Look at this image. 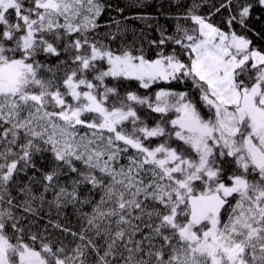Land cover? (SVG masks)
<instances>
[{
    "label": "snow or ice",
    "instance_id": "obj_1",
    "mask_svg": "<svg viewBox=\"0 0 264 264\" xmlns=\"http://www.w3.org/2000/svg\"><path fill=\"white\" fill-rule=\"evenodd\" d=\"M254 6L192 0L172 33L160 26L149 41V59L90 35L111 8L100 0H0V264H264V45L247 35L264 41V28L249 26ZM222 10L224 28L212 22ZM115 23L111 40L127 30ZM122 81L146 94L121 92ZM45 152L47 171L36 160ZM30 169L40 178L22 182ZM70 174L71 191L61 183ZM85 184L103 194L73 231L59 217L91 203L79 197Z\"/></svg>",
    "mask_w": 264,
    "mask_h": 264
},
{
    "label": "trees",
    "instance_id": "obj_2",
    "mask_svg": "<svg viewBox=\"0 0 264 264\" xmlns=\"http://www.w3.org/2000/svg\"><path fill=\"white\" fill-rule=\"evenodd\" d=\"M101 3L105 5H111V8L105 9V11L102 13V15L99 17L97 23L101 25L98 29H96L94 35L95 39L103 40L105 43L109 44L113 49L118 50L123 45H130L134 49H139L141 47L144 48V51L147 55V58L151 59L155 57L157 49L149 45V41L155 40L159 38V32L158 29L160 26H163L168 33H172L175 28V24L177 23L175 17L181 16L186 11L187 7L192 3V0H179V3L176 2V0H143V4L138 7L130 6L132 3V0H100ZM222 2V0H208L209 4H215L219 6V3ZM254 3V8L252 10V15L248 21L249 26L254 29L255 31H261L262 28H264V7L259 6L256 3V0H252ZM124 8L123 14L118 13L116 11V8ZM212 9L209 7H204L201 9L200 14L206 15L208 14ZM137 14L147 15L156 17V19H148V20H138V19H127L125 20L124 17H134ZM228 15L227 10H222L220 13H217L212 17V22L219 24L222 28H224V25L222 23V17H226ZM260 17L259 20L256 19V17ZM115 21H120V27L121 29H127L126 31H123L122 34L117 35L116 40H111L108 36L105 34H111L117 32V25ZM180 23L186 24L190 26V23L184 20H181ZM237 28V31H239L238 26H234ZM225 30H227L225 28ZM248 37L253 40V43L256 46L264 45V41H261L257 39L252 32L247 33ZM171 50V46L167 49V51ZM38 59L42 62H47L50 64H54L55 58H52L48 61H45V57L43 54L38 56ZM109 84H112L113 82L111 80L107 81ZM165 84L156 85L153 87V89L149 91H155L158 87H166ZM172 87L176 88L177 90H184L183 84H176L175 82L171 85ZM125 89L129 90H136L140 94H146L145 90L140 89L138 86V82L136 81H122L120 82V90L123 92ZM203 111V110H202ZM141 116H144V112H140ZM206 114V113H205ZM158 119V117H156ZM154 122V120L150 119L148 123L151 125ZM2 131V129H0ZM77 131L80 135H84L85 132L88 130L85 128H78ZM156 141H153V144H155ZM43 159H41L40 156L36 157L37 160V168H42L44 171L48 170V167L51 163L52 157L50 152H45L42 154ZM128 163L126 156L122 155L121 158L115 163V167H119L120 165H126ZM81 171L85 170L83 166L79 163L76 165ZM35 175L38 179L40 178V172L39 171H33L29 170L27 175H21L20 180L22 182H27L28 177H31ZM75 174H70V176H62L61 177V183L65 184L69 187V191H71V179L70 177H74ZM96 175L99 177L101 176V173L99 171L96 172ZM105 184H107L109 181L105 179ZM41 187L39 184L34 186V191L39 193L41 191ZM79 191V197L80 199H84L87 197L91 203L85 204L81 206L79 203L75 205V207L71 204L67 205V207H64L61 212L62 215L59 217L60 222L68 227H70L73 231H79L81 229V226L83 224V219L80 216V212H87L90 213L92 211L93 206L99 202L101 195L103 194L101 189H93L90 184L81 185L78 189ZM12 196L17 197V199H22L18 195V192L15 188L11 189ZM47 198L49 200L52 199V195L48 194ZM16 201H14L15 203ZM230 203H235V201L230 198ZM7 206V205H5ZM227 208V206H226ZM79 209V211H78ZM42 216H44V219L40 221V224L46 223V221L49 219V216L45 215L43 212L41 213ZM51 219L55 220L57 219L56 216V209L53 208L51 210ZM222 219H226V214H224V210H222ZM115 227V225H113ZM35 230V229H33ZM147 231V229H145ZM49 232L51 233V238L56 239H64L65 243H68L69 240H71V237H64L59 231L54 230L49 226ZM137 239H139V236H137ZM99 243H103L102 240L98 241ZM92 259H90L89 264H92Z\"/></svg>",
    "mask_w": 264,
    "mask_h": 264
}]
</instances>
